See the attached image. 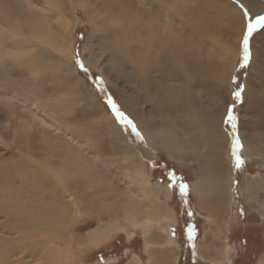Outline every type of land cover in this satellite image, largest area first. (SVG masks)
<instances>
[{
	"label": "rangeland",
	"instance_id": "374dc122",
	"mask_svg": "<svg viewBox=\"0 0 264 264\" xmlns=\"http://www.w3.org/2000/svg\"><path fill=\"white\" fill-rule=\"evenodd\" d=\"M44 1L0 0V42L8 44L0 43V229L2 226L5 227V223L19 221L15 212L18 213L25 203L36 199L33 197L35 189L25 185L23 180L28 176L33 177L30 171L42 168L40 164L43 162L37 159V155H33L36 162L32 161L29 166L25 165L24 169L17 170L21 157L26 154L29 158L32 157L24 151L25 146L29 145L28 148L53 161L61 159L58 158L56 151L62 150V153L68 146L71 156H74L84 171L77 174L78 177L85 179L88 185L84 188L74 186L73 194L60 190L59 196L62 198H57V201L68 204L64 208L65 215L63 218L53 220L57 222L50 227L52 230L47 228L42 232L44 240L41 239V235L32 237V240L30 237L19 239L11 234L1 233V229L0 247L5 246V251L0 249L1 257L2 250L3 255L9 257L11 261L26 264L34 262L47 264L48 262L45 263L47 255L51 256L50 262L54 261L53 264H66L67 258H70L69 264H180V262L189 264L190 259L196 264H264V156H259L256 151L249 152L243 149V138L246 141L253 131L249 128L253 124L251 120L264 111L261 100L264 93L260 98L262 102L256 96L264 89V78L262 86H256L264 68V27L256 29L249 38L251 56L246 66L243 64L242 46L249 20L254 21L256 17L264 15V0H240L243 5L234 8L243 13L244 25L236 22L232 26H227L223 21L224 27L217 25V29L210 27L209 29L204 25V18L215 13L204 12V0H165L172 6L170 9L166 8L169 10L166 11L167 17H164L165 12L162 9L157 8L158 3L163 0H122L133 11L130 12L131 15L148 14L150 18L154 16L156 21L159 20L158 32L161 35L163 31L166 34L169 32L171 43L178 41L177 37L180 39L184 37L189 43L196 45L195 48L200 54L196 59L200 62L202 60L208 81L215 73L213 79L225 82V92L214 97L215 103L207 94L211 93L213 88L209 87V84L206 83L207 85L202 87L205 94L204 96L201 94L202 102L206 104V109L202 106V110L214 112L215 115L218 109L223 111L219 115L218 128L223 136H228V142L231 141L229 157H220V162L224 164L232 182L231 195L224 206L215 204L219 197L214 191H208V195L202 196L198 185L196 187L198 191L192 190L191 184L199 182L201 169L199 162L203 159L205 151L201 142L198 145L190 143L182 150L177 145L176 148L167 146L161 140L150 143L151 141L148 142L142 129L138 127L140 119L153 115L159 120L161 115L155 114L149 104H144L139 98V83L130 76V65L111 56L108 41L114 33L112 26L101 20L105 17L100 18L99 14V17L94 16L90 19L89 14H85L82 8L76 7L74 26L68 28L72 39V58L68 57L61 63H55L52 61L55 58L50 54L57 51L50 50L46 44L33 49L36 50L37 57L42 56V60L46 58L48 64L52 62L55 75L56 66L62 65L63 67L59 68H63L61 72L64 78H56L54 84L42 76L41 81L28 79V73L24 72L25 68L17 63L18 53L9 47L11 37L8 36L14 34L11 28L19 26V29H22L27 22L28 13L42 10ZM260 3L263 5L258 6ZM30 5L36 9L31 10ZM227 6H224L226 12L229 11ZM111 16L108 15V18ZM101 25L103 27H100ZM201 31L204 36L200 35ZM212 38H215V41ZM43 47H46L48 55L41 54ZM77 61H81L87 71H84ZM41 66L43 68L42 62ZM262 75L264 76V73ZM223 76L227 80L222 79ZM238 86L242 91L237 100L233 93L238 90ZM216 87L218 90L219 85ZM246 87L251 89L249 94L246 93ZM109 99L116 105V109L132 122L131 124L118 118L117 111L109 104ZM260 103L257 112L251 111L254 104ZM230 116L234 119H230ZM190 118L187 113L181 111L179 116L181 122H178L180 129L187 124L196 127L188 129L187 140L204 132H200L197 121ZM201 122L207 125L206 119ZM260 123L261 128L257 130L264 149V121ZM210 128L212 129V125ZM161 133L165 134L167 131ZM236 139H239L242 145L237 150V154L244 161L240 168L235 166L233 155ZM200 144L201 151L200 149L196 151L195 146ZM169 151L185 153L189 158L178 159ZM192 156H195L194 159H190ZM13 163L15 169L11 166ZM20 163L22 166L23 163ZM165 164L174 170L173 173L170 172V181L164 174ZM202 167L206 169L205 165ZM24 170L28 176L24 175L21 178ZM18 173H21V177ZM70 173L74 172L69 171L68 174ZM45 178L48 179L47 174L40 179L46 181ZM143 179H148L147 190L141 188ZM64 184L61 185L65 188ZM182 184L187 185L186 193L181 191ZM43 187L47 188L46 184H43ZM15 189L23 191L21 199H14L10 195L12 191L16 192ZM167 191L170 192L169 196L165 195ZM31 193L32 196L28 199L27 194ZM175 194L178 199L174 198ZM181 194L187 199L182 204ZM40 210L34 214L35 217L41 214ZM221 211L228 213L225 240L218 236L221 233L217 231L223 226L218 218ZM9 212L12 214L11 217H8ZM105 229L108 230L107 236L103 240H97L94 231ZM5 236L11 238L6 239ZM186 236L189 239L188 243L182 240ZM250 237L256 241L255 248L251 249L248 246L244 249V243ZM44 243L46 248L43 246ZM186 243L189 246H186ZM33 246L34 248L40 246V251L39 248L33 249ZM226 249L228 256L222 259L221 254ZM184 258L186 261H182Z\"/></svg>",
	"mask_w": 264,
	"mask_h": 264
},
{
	"label": "bare ground",
	"instance_id": "6f19581e",
	"mask_svg": "<svg viewBox=\"0 0 264 264\" xmlns=\"http://www.w3.org/2000/svg\"><path fill=\"white\" fill-rule=\"evenodd\" d=\"M123 1L104 0V2L101 1L99 2L98 0H52V1L45 0L44 4L42 5L44 8L42 10L39 9V11L33 10L32 8L35 7L30 5L29 7L31 8V10H33V13H28L27 22H26V24L28 23V25L25 24L24 26H22V29H19V26H16L13 29L9 25H7L8 28L10 27L14 31V34L7 33V35L11 34V36H8L11 37V39L9 40V47H11L13 50H15L18 53L16 58L17 63L21 64L22 67L25 68L24 72L28 73L29 76L28 79L30 78V80L32 79V81L34 80L41 81L42 80L41 76H42L47 81L53 82L54 84V80L56 78L59 77L64 78L61 72L63 68H59L60 65L56 66L57 67V74H56L57 76H56L54 73L55 70L52 67V62L48 64L46 62V58L43 57L44 59L42 60V56L40 57L41 58L40 60V58L37 57L36 55V50L33 49L37 48L38 45L40 46L41 44H46L50 50H53L55 52L57 51L55 54L54 52L53 53L51 52L50 55L55 58V60L52 61L55 63H61L62 61H65L66 58L73 57L71 55L72 39H70L71 36L68 32V28L69 26L71 27L74 26L75 23L74 13L76 7L82 8L84 13L86 12L85 14H89L90 19H92V17L94 16L99 17V14H100V18L105 17V19H101V20H104L107 24L111 25L112 26L111 28H113V33H114L110 37V40L108 41V46L110 48L111 56L114 59L124 61L130 65V69H131L130 76L133 77L137 83H139L138 86V90L140 92L139 98H141L144 101L143 102L144 104L145 103L149 104L148 106L152 108L154 113L156 112L155 114L161 115L159 120H156L153 115L147 116L145 119H140L137 123L138 127L142 129L148 142L151 141L150 143H152L153 141L161 140V142H163V144L165 143L167 146L170 145L175 147V145H177L179 149L182 150V149H186L190 143L193 145H198L201 142V144L205 148V151L203 153V159L199 162L201 165V169H199V173H200L199 182L196 184L194 183L193 185L191 184V186H193V189L192 187L191 189L193 191L195 190L198 191V188H196L198 185L201 191L200 193H203L202 196L208 195L207 193L208 191L211 192L214 191L216 195H218L219 197V198L217 197L218 200H215V204L224 206L227 199L231 195L230 190H231L232 182L230 181L231 178L227 172V169H225L224 164L220 162V157L221 156H224L225 158L229 157L228 155L230 154L229 152H230L231 141L228 142V136L227 135L226 137L223 136L218 128L219 124L217 122L219 119V115L221 114V112L223 113V111L221 109H218L217 111L218 116H217L215 115L214 112L208 113L206 110H202L201 107L204 106L205 108L206 104L202 102L201 94L204 96L205 92L204 89H202V87L206 83L209 84V87H213L212 92L211 93L206 92V93L211 96L212 101L215 103L216 101L214 100L216 99L214 97L221 95L223 94V92H225L224 91L225 82L222 81L223 83H221V81L219 80L216 81V79H213L215 73L212 75L210 81H208L209 78L208 75L204 73L205 66L202 64V60L200 62L198 61V59H196V56L199 54V51L196 50L195 48L196 45L192 44L191 42L190 44L188 40L184 39V37H183L184 40L181 38L182 41L179 37H177L176 40L178 41H174V43H171L169 41L170 38L168 35L170 34L169 32L168 34H166L163 31L162 35L158 32L159 29H158L157 21L159 20L156 21L153 18L154 16H151L150 18L148 14H144L141 16L131 15L130 12L132 13L133 11H131V9L128 8ZM217 1L218 3L215 0H206V1L204 0V5H205L204 12L213 13V11H215L213 16L204 18L205 26H208V28L210 27L217 29L216 27L217 25L221 27H224V24L227 26L228 25L232 26L236 22H239L240 25H244L245 22L243 21V16H242L243 13L241 14V11H238L237 8L236 9L234 8L237 5H241V6L243 5V3L240 0H217ZM219 5H223V6H219ZM226 5H228L227 7H229V11L227 12L224 9V6ZM262 5L261 3L258 4V6H262ZM170 7L172 6L169 4V1L163 0L162 2L158 3L157 8L158 10L162 9V11L165 12V14L163 12L164 17H167L168 16L167 12L169 10H166V8L170 9ZM101 12H104L106 14ZM107 13H109L108 15H112V16L108 18ZM150 14L151 13H149V15ZM223 21H225L227 24L226 23L222 24ZM103 25H101L100 27H103ZM191 26L193 27V25ZM162 29L164 30L165 28L163 27ZM195 29L199 31V29L197 28ZM217 32L218 31L216 30V33ZM197 33L199 34V32ZM202 34L203 31H201L200 35ZM8 37L7 39H9ZM191 38H193V36ZM212 40L215 41V38H212ZM3 43L4 45H8L5 44V42H2L1 44L3 45ZM43 48H41L40 51L41 54L47 53L48 55L49 53L46 51V47ZM227 57L230 58L229 56ZM40 61L42 62L43 68L41 66ZM224 64L226 65V63ZM60 67L63 66L61 65ZM41 68L42 71L39 72ZM261 71H263L261 72L262 77L258 78L256 86H262L263 78H264L262 73H264V68ZM223 72L224 70L222 71L221 75H223ZM222 79L227 80L225 76H223ZM222 79L220 77V80ZM217 84L219 85L220 90L219 89L217 90L216 87ZM263 90H261V92H258L256 94L258 100L262 98V95L264 93ZM250 92L251 89L246 87V93L249 94ZM261 100L263 101V105H264V96L263 99ZM140 102L142 103V101ZM136 105L138 104L136 103ZM260 105L261 103L259 105L254 104V106L251 108V111L253 110V112L254 111L257 112L260 108ZM135 106L134 108H136ZM181 111L183 113H187L188 116L192 118V120L193 119L196 120L198 130H200V132L201 131L204 132L199 133V136L197 137L195 136L193 137V139L187 140L189 134L188 129H195L196 127L187 124L183 127V129H180V125L178 124V122L180 121L179 116L181 114ZM260 117H264V111L258 113V116L251 120L253 124L249 128L253 129V131H251L246 141L245 138H243V147H244L243 149L245 150L247 149L249 152H251V150L254 152L256 151L255 153H257L259 156L262 155L264 156V153H262V151L264 150L262 149V142L259 139L260 133L259 130H257L258 128H261L260 121L261 122L264 121V119H260ZM134 119L136 120L138 118H134ZM203 119L207 120V125L201 122ZM188 123L190 124V122ZM210 125H212V129L210 128ZM213 126H215L216 129ZM1 128H3V126ZM185 129L186 132H184ZM164 130L167 131V133L165 134L161 133ZM201 144L200 146H195L196 151L199 149L201 151L202 148ZM28 146H25L24 151H27L28 154L32 155V157L29 158V155L27 154L24 157H21L19 159V165H17V170L18 168L24 169V167L29 166L32 161L36 162V159L33 155H37L36 156L38 157L37 159L43 162V164H40L42 168L30 171V174L33 177L28 176L25 170L22 177L20 176L21 173H18L19 177L21 178H23L24 175L28 176L26 179L23 180V182L26 183L25 185H27L28 187L35 189V193H33V197L36 199L35 200L32 199V201L28 203V201L25 200V198H23L25 201H27L28 204L25 203L23 205V208L21 210H18L19 211L18 213L15 212L16 219H19V221H13V222L10 221V223L8 224L5 223V227L2 226L1 228L2 232L1 231L0 232L1 233L4 232L3 234L5 235L11 234L12 236H15L19 239L30 237L31 240L32 237L41 235L40 236L41 239L44 240L43 239L44 235L42 234V232L47 228L50 229V227H52V225L57 222V221L53 222V220H58L60 218H63L65 215L63 214L64 208L67 207L68 204H65L66 202L62 203V201L59 200L57 201V198L61 197L59 196V193H61L60 190H63L65 193L73 194L75 192L73 191L74 186L76 187L78 186L79 188L80 187L84 188L85 186L88 185V182L86 183L84 181L85 179L82 180L80 179V177H78L77 174H81L84 171L78 165L77 163L78 161L74 159V156L73 155L71 156V152L69 151L70 149H68L69 148L68 146L65 148V151L63 150L64 152L62 153H61L62 150L56 151L58 158L61 157V159L60 160L58 159L57 161L55 160L53 161L51 158L46 159L47 156L44 157L40 156L41 154H37L35 150L28 148ZM21 150L23 151V148ZM169 152H171V154L176 156L178 159H185L186 157L189 158V155H186L185 153H181L179 151L176 153L175 152L172 153V151ZM23 153L20 154L23 155ZM195 153L196 152L194 151V154ZM194 157L195 156H192L190 159H194ZM20 162L23 163L22 166ZM204 165L206 166L204 167L206 169H203L202 166ZM11 166L13 168L14 163ZM69 171H72V173L73 172L74 173L68 174ZM46 174L48 179L46 180L45 178L46 181H42L40 179L41 176L43 175L46 176ZM18 181H20V178H18ZM43 184H46L47 188L46 187L44 188ZM61 184H64L66 187L65 188L62 187ZM144 185L146 186L144 187ZM141 188H143V190H147L146 188H148V179L145 180L143 179L141 183ZM11 189L12 188H10V190ZM22 192L16 190V192L12 191L10 195L14 199H19V198L21 199L23 196ZM169 193L170 192L167 191L165 192V195L169 196ZM31 196L32 193L27 194L28 199L31 198ZM37 210H40L41 214L35 217L34 214L37 212ZM225 212L223 211L220 212V216L218 218H220V221L223 224V226L221 227V229L219 227L218 228L219 230H217L219 233H221V234L218 233L219 234L218 236L220 238L223 237L222 239L224 240L226 238L224 237V233L225 231H227V226H228V213ZM11 216L12 214L9 212L8 217ZM113 227L114 226H112V228ZM109 228L111 227L109 226ZM50 230H52V228ZM95 231L93 234L95 235L97 240H103L108 234L107 229L101 230L99 232L97 231L95 232ZM7 238H11V237H6V239ZM16 243L17 242H15V244ZM43 246L46 248L45 243L43 244ZM4 248L5 246H3L2 248L0 247V249L2 250H4ZM36 248H39L38 250L40 251V246H36ZM36 248H34L33 246V249L36 250ZM2 250L1 252L3 257H1L0 255V264H26V262H20L16 260L11 261L9 257L3 255ZM17 250L19 251L20 249L17 248ZM227 250L228 249H226L221 254L222 259L225 258L226 255L228 256ZM51 259H52L51 256L47 255V260L44 259L45 263L48 262L47 264H53L54 261H52L51 263L50 262ZM69 259L70 258H67L65 260L66 264H69L68 263L70 262ZM40 261L42 262L41 259ZM33 264H42V263L34 262Z\"/></svg>",
	"mask_w": 264,
	"mask_h": 264
},
{
	"label": "snow or ice",
	"instance_id": "6c2138e0",
	"mask_svg": "<svg viewBox=\"0 0 264 264\" xmlns=\"http://www.w3.org/2000/svg\"><path fill=\"white\" fill-rule=\"evenodd\" d=\"M264 27V15L258 16L255 18L254 21L249 20V22L246 25V31L244 33L243 39H242V46H243V64L246 66L249 63L251 52L249 48V38L252 36V34L256 31V29ZM78 64H80V67L87 71V69L83 68V63L81 61H77ZM242 88L238 86V90L233 93V95L238 100L241 96ZM109 104L112 106L114 110L117 111V116L122 122H127L131 124L132 122L127 119V117L122 113L119 112L118 109H116V105L109 99ZM230 119H234V117L230 116ZM233 128H235V124L233 123ZM242 147L241 142L239 139H236L234 141V152L233 155L235 156V166L237 168H240L242 164L244 163L243 159L240 155L237 154V150H239ZM182 193H186L187 191V185L182 184L181 186Z\"/></svg>",
	"mask_w": 264,
	"mask_h": 264
},
{
	"label": "flooded vegetation",
	"instance_id": "af4514ba",
	"mask_svg": "<svg viewBox=\"0 0 264 264\" xmlns=\"http://www.w3.org/2000/svg\"><path fill=\"white\" fill-rule=\"evenodd\" d=\"M164 169L166 170V173H164V174H166V176H167V180L170 181V172L173 173L174 170H173L172 168L169 169V168L167 167L166 164H165V166H164ZM168 169H169V172H168ZM161 173H162V171H161ZM158 179H159V178H158ZM178 181H179V180H178ZM181 195H182V202H181V204H182V203H184L187 199L184 197V194H181ZM176 196H177V194H175V197H174V198L178 199V197H176ZM182 240H183V242H184V241H187V243L189 242V241H188L189 239H188L187 236L185 237V239H182ZM187 243H186L185 245H186V246H189V244H187Z\"/></svg>",
	"mask_w": 264,
	"mask_h": 264
},
{
	"label": "trees",
	"instance_id": "16d2710c",
	"mask_svg": "<svg viewBox=\"0 0 264 264\" xmlns=\"http://www.w3.org/2000/svg\"><path fill=\"white\" fill-rule=\"evenodd\" d=\"M160 179V178H159ZM253 233V232H251ZM231 236H232V233H231ZM253 237V236H252ZM250 237V239H248L244 244H245V248L244 249H247L248 246L249 248L251 249H254L255 248V245H256V241H254V238ZM247 246V247H246ZM182 261H186L185 258L182 260ZM190 263L189 264H193L195 261L193 259H190ZM180 264H186L185 262L181 263ZM196 264V262H195Z\"/></svg>",
	"mask_w": 264,
	"mask_h": 264
}]
</instances>
